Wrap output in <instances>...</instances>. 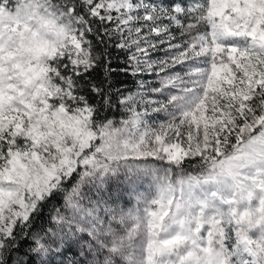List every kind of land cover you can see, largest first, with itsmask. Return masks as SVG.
Listing matches in <instances>:
<instances>
[{"label":"snow or ice","instance_id":"obj_1","mask_svg":"<svg viewBox=\"0 0 264 264\" xmlns=\"http://www.w3.org/2000/svg\"><path fill=\"white\" fill-rule=\"evenodd\" d=\"M0 264H264V0H0Z\"/></svg>","mask_w":264,"mask_h":264}]
</instances>
